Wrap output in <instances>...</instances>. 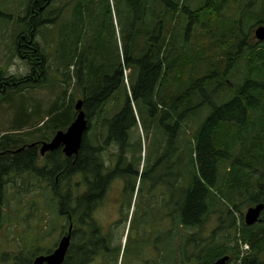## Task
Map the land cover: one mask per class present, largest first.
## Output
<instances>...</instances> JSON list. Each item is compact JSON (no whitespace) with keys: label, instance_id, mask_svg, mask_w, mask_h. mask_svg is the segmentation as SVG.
Listing matches in <instances>:
<instances>
[{"label":"trees","instance_id":"16d2710c","mask_svg":"<svg viewBox=\"0 0 264 264\" xmlns=\"http://www.w3.org/2000/svg\"><path fill=\"white\" fill-rule=\"evenodd\" d=\"M197 1L195 7L194 0H29L25 17L17 21L13 31L10 48L27 65L28 74L10 76L0 69V107L7 104L14 113L8 130L0 131V229L5 177L13 172L41 175L39 148L74 121L77 92L87 117L95 118L101 130L94 137L98 144L91 136L86 137L78 155L67 158L60 148L47 156L48 176L60 198L59 213L68 216V225H74L72 245L63 264H87L92 258L90 250L120 253L121 244H114L115 237L104 232L93 218V180L108 172L103 146L113 144L125 149L121 159H127L126 154L137 145L141 161L144 141L141 134H136L139 124L147 138L154 134L156 139L148 150V163L164 158L171 163L173 153L178 158V203L174 211L170 208L164 214L169 221L164 231V254L176 258L177 251L171 248L175 226L179 237L186 233L188 245L197 236L190 235V229L201 228L211 214L224 217L228 211L231 222L224 226L232 231H226L223 241H210L200 249L199 263L212 264L228 256L232 264L239 259L241 264H264V211L262 222L254 226L245 224L242 212L264 204V42L258 47L254 37L253 43L248 42L253 29L264 24V3L254 6L250 0ZM213 16L223 36L224 57L204 61L201 52L195 55L188 47L192 33L200 31L201 38L205 37ZM52 29L57 31L51 33ZM53 35L60 41L58 66L67 70L60 80L65 92L52 101L50 109H42V103H36L31 94L39 82L46 80L54 60L50 52L53 44H46ZM71 48L74 55L68 56L66 50ZM188 64V78L205 65L206 76L185 88L180 73ZM74 65L75 73L70 68ZM125 70L132 71L128 87ZM121 90L123 105L110 116L105 106ZM222 93L223 102L219 103ZM207 106L210 113L201 122V112ZM129 174L135 180L128 202L130 210L139 174L127 171L123 175ZM75 175L82 176L86 192L68 198L64 189H73ZM99 180L101 190L108 180ZM170 201L172 205V198ZM139 205L137 198L125 245L126 251L135 254L143 248L139 239L144 232L133 236L144 223L139 219ZM128 209L125 222L129 220ZM236 212L242 217L238 226L233 217ZM239 242L249 245L243 257ZM38 255L18 256L16 264H33Z\"/></svg>","mask_w":264,"mask_h":264},{"label":"rangeland","instance_id":"374dc122","mask_svg":"<svg viewBox=\"0 0 264 264\" xmlns=\"http://www.w3.org/2000/svg\"><path fill=\"white\" fill-rule=\"evenodd\" d=\"M29 0H0V69L6 70L10 76H20L28 74L27 65L20 59L19 56H15L10 50L12 46V37L13 31L17 29L19 19L25 17L26 8H28ZM250 3H253L254 6H259V4L264 3V0H250ZM194 5H198V1L194 0ZM235 6L232 7L230 15H233ZM5 13L6 15H3ZM180 17L186 18L185 14H180ZM241 19V18H240ZM188 20V17L186 21ZM217 17L213 16L209 21L208 33H205V37L201 38L200 31H196L191 34L190 37V47L188 51H192L195 55L198 52H201L202 59L204 61L208 59H213L214 57L223 59V36H221L217 31ZM212 25L215 26L212 28ZM256 28V27H255ZM252 35L249 37L248 42L254 37V30ZM259 27H257L258 29ZM48 31V30H47ZM57 30H51L55 32ZM119 38V34L117 35ZM58 38L59 36L53 35V38H50L51 41H46V44H53L50 48V52L53 53L54 60L50 66V70L47 74L46 80L39 82L32 92V97L36 100V103H42L43 108L50 109L53 105L52 101L59 100L60 96H64V90L61 85L60 80H62L67 72L66 68L58 66L60 64L61 50L58 49ZM120 43V41H119ZM259 41L254 39V44L258 47ZM60 51V53H59ZM68 56L74 55L72 48L66 50ZM178 58V57H177ZM177 61V59L175 60ZM179 61V60H178ZM223 67V64H222ZM71 68V67H70ZM205 68L203 70L194 73L191 77L188 78V74L191 71V65L188 64L187 68L184 67L180 73L181 79L184 81V87H188L191 84H196L200 79L205 78ZM208 68V67H207ZM75 73V65L71 69ZM125 86L128 87L129 76L132 74L131 70H125ZM184 73V75H183ZM72 82L70 91L72 88ZM75 92L76 95L75 103L80 100V95ZM68 96V95H67ZM111 100L108 101V106H105V110L109 112V115L112 116L116 108H121L124 102L123 91H118L116 94H113L110 97ZM223 102V93L220 96L219 103ZM7 104H3L0 107V131H7V126L11 125L14 121V113L10 112ZM210 113V107L207 106L203 109L200 115L199 121L203 122L208 114ZM48 119V118H47ZM46 119V121H47ZM94 120V128L90 133V136L93 138L94 143L98 144V141L95 135L101 130L100 124ZM6 127V128H4ZM139 129L136 134H141L142 140L144 141L145 157L146 160L143 161L140 171H143L144 165L146 168L148 164V150L150 146L152 147V141L156 143L155 136L147 138L142 128L139 124ZM4 128V129H3ZM2 129V130H1ZM5 134L2 132V135ZM103 146V145H102ZM165 146V144H164ZM104 150L102 151L104 157L111 163L114 161V151L111 148L112 146H103ZM146 162V164H145ZM38 167L41 169V175H37L33 172L23 173L21 175L9 173L5 180L7 184L5 186V198L3 204V226L0 229V264H16V259L18 256L29 257L34 252H37L39 255H46L50 251L54 250L59 241L62 238V231L69 228L66 219L67 215L61 216L59 207H60V198L57 197L53 190L51 178L49 175L50 168L47 167V157L40 156ZM123 167V166H122ZM122 169V168H121ZM160 172V171H159ZM25 176V179H21L22 176ZM50 178V181H49ZM73 189H64V195L68 198L78 196L85 193L86 186L84 181H82L81 175H75L71 181ZM138 186V185H137ZM110 194L109 197L105 199L102 203L100 202V211L98 214H95L96 218L100 220L105 226L110 225L109 229L117 222V211L113 208V202L120 200V186H114L109 188L107 192ZM159 193V192H158ZM71 195V196H69ZM149 197L153 200V203L159 199L154 197L148 192ZM168 202L171 203L169 193ZM146 198L142 197V206H146L143 202ZM166 201V200H165ZM135 202V197L133 198ZM248 208L242 209V212L245 214ZM230 210L234 211L231 207ZM226 215L223 217L219 214H211L207 221L203 224L201 228L190 229L188 232L190 235L197 234L192 240L185 245L186 239L184 238L185 234L181 237L178 236V227L175 226L172 229V237H175L172 243V252L177 251L176 258L171 255L163 254L162 256L155 255L154 252L149 251L151 243H148L143 250H146V254L151 255L148 258L150 261L148 264H200L202 256L200 255V249L204 248L206 245L210 244V241L219 240L223 241V235L229 229V226H224L225 223L231 222V219H228V211H225ZM230 212V211H229ZM235 212V211H234ZM236 216V217H235ZM151 216L139 217L142 221H148ZM233 217L236 219V224L241 225L242 217L241 212H236ZM164 231L165 228L169 225V221L164 219ZM223 220V224L221 221ZM124 224L115 227V239L116 245H125L127 240V229L124 230ZM224 228L220 231V229ZM143 227L137 230L136 234H141ZM220 231V232H218ZM232 228L228 230L231 232ZM68 233V230H67ZM66 233V234H67ZM168 233V232H166ZM152 235L150 232L148 236ZM165 237V234H164ZM165 242V238H164ZM240 243V242H239ZM181 248V251H178ZM245 249V247H243ZM186 255V259L183 258V255ZM187 253V254H186ZM134 256H132L133 258ZM185 262V263H184ZM227 264H232L230 261ZM235 264H241L240 259Z\"/></svg>","mask_w":264,"mask_h":264},{"label":"flooded vegetation","instance_id":"af4514ba","mask_svg":"<svg viewBox=\"0 0 264 264\" xmlns=\"http://www.w3.org/2000/svg\"><path fill=\"white\" fill-rule=\"evenodd\" d=\"M111 146H112L111 148L114 151V157H115L114 161L112 163L110 161H107L108 172L101 176H96V179L93 180L94 188H95V190H93V198L95 202L94 203L95 207H93V218L95 219L97 225L99 227H102L104 232L110 233L114 237L116 236L115 227L124 224L123 228L124 230L127 229V234L129 236L130 220L133 214H130L131 208L130 210L128 209V202L130 195L134 190L135 180L131 178L130 174L127 176L123 175L127 171H131L139 174L137 181L138 186L135 188L137 192L136 202L138 198L140 204L139 210H141L142 212V217L143 216L145 217L151 216V217L148 221H145L143 223L144 235L142 239H139V241L142 240L141 246L143 248L140 252L135 254V252H128L129 250L126 251L124 249V254L122 256L121 253L117 254V252L113 249H110L107 252L101 251L99 249H97L96 251L90 250L89 254L91 255L92 258L90 262H88L87 264H117L118 260L121 261V264H148V262L150 261L148 258L151 257L149 251L154 252L157 258L164 254V222H165L164 214H168L170 208L174 211L178 203L177 194L179 191V182H180L178 158L176 157V154L173 153L171 163L168 162L167 158L160 160H153L147 167V169L149 170L146 173L145 171L147 169L145 170L146 168L145 165L143 171H140L138 167L139 153H138L137 145L132 149L130 153H128L129 159H121L122 153L125 151V149H121V147L113 144ZM157 161H159L158 162L159 166H157ZM116 171L117 173L114 174ZM152 171H155L156 173H152ZM99 178L102 179L106 178L108 180V184H106L107 186H105V188H102L101 190H99L98 188L101 183ZM21 179L22 180L25 179V176L23 175ZM117 185L120 186L121 197L120 200H118L117 202H113V208H115L117 211L116 217L118 220L109 229L110 225L105 226L103 223L100 222V220L96 218L95 214H98L100 211L99 208L100 202L102 203L103 201H105L107 197L110 196V194L107 193L109 191V188ZM149 191L152 196L159 198L154 203L153 200L148 195ZM169 193H171L170 198H172V205H170L167 200L168 199L167 196L169 195ZM142 197L146 198L143 201L146 204L145 207L142 206ZM175 198L176 200H174ZM127 209L129 210V220L128 222H125ZM119 222L121 223L119 224ZM71 226H73V230H74V225L70 224L69 228ZM69 228L62 231V235H61L62 237L67 235L66 233L67 230H69ZM136 232L137 231H135L133 234V236L135 237L137 235H140V234H136ZM149 232L152 235L148 236ZM78 241H80V238L77 239V242ZM148 243H151V247H149L148 254H146V252L144 251L147 248L145 250L143 249L144 247H146ZM132 256L134 257L132 258Z\"/></svg>","mask_w":264,"mask_h":264},{"label":"water","instance_id":"95a60500","mask_svg":"<svg viewBox=\"0 0 264 264\" xmlns=\"http://www.w3.org/2000/svg\"><path fill=\"white\" fill-rule=\"evenodd\" d=\"M255 36L259 41L264 42V26H260L256 29ZM83 105V100L77 102L75 107L77 116L66 131H59L55 134L52 141L43 142L40 149L41 156H45L48 152H53L60 148H62L67 158L78 155L83 139L89 129V121L83 110ZM263 211L264 204L250 207L245 213V224L247 226H253L261 222V214ZM72 229L73 227L71 226L69 234L60 240L58 247L51 254L37 256L33 264H63L71 246ZM228 261L229 257L225 256L212 264H227Z\"/></svg>","mask_w":264,"mask_h":264},{"label":"bare ground","instance_id":"6f19581e","mask_svg":"<svg viewBox=\"0 0 264 264\" xmlns=\"http://www.w3.org/2000/svg\"><path fill=\"white\" fill-rule=\"evenodd\" d=\"M22 150V149H21ZM261 251V250H260Z\"/></svg>","mask_w":264,"mask_h":264}]
</instances>
